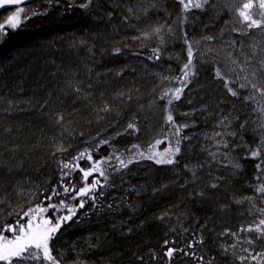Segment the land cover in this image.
<instances>
[{
	"label": "trees",
	"instance_id": "trees-1",
	"mask_svg": "<svg viewBox=\"0 0 264 264\" xmlns=\"http://www.w3.org/2000/svg\"><path fill=\"white\" fill-rule=\"evenodd\" d=\"M86 2L34 1L22 7L26 17L15 29L3 30L0 229L16 227L29 217L25 213L49 205L51 199L49 220L71 216L50 242L53 255L60 248L61 262L240 264L221 250L215 237L226 221L219 213L222 193L257 196L259 158L251 151L243 154L237 175L227 185L221 182L218 190L206 189L204 198L182 190L183 180L176 177L185 179L182 167L195 163L186 160V130L179 134V151L171 164L147 158L137 145L139 107L156 91L158 81L133 61L126 70L109 66L107 76L93 79L84 90L83 67L88 64L78 67L75 51L67 46L89 20ZM158 63L174 74L171 88L182 89L181 101L191 81L198 88L190 100L205 97L199 102L208 109L232 96L211 65L191 64L185 79V65L160 56ZM170 90L162 98L165 111L174 114L168 124L178 119ZM85 172L91 174L85 177ZM81 189L88 191L83 195Z\"/></svg>",
	"mask_w": 264,
	"mask_h": 264
},
{
	"label": "rangeland",
	"instance_id": "rangeland-1",
	"mask_svg": "<svg viewBox=\"0 0 264 264\" xmlns=\"http://www.w3.org/2000/svg\"><path fill=\"white\" fill-rule=\"evenodd\" d=\"M260 2L87 0L85 14L89 20L70 36L67 49L75 51L78 67L79 64L82 67L88 64L87 68L83 67V73L87 74L83 84L85 89L81 86L84 90L91 88L93 79L107 76L111 72L109 66L113 65V70L118 66L126 70L133 61L142 65L147 76L158 81L156 91L139 107L137 145L147 158L151 157L155 162L173 161L178 148L175 144L185 129L186 154H189L186 160L195 163L182 167L185 179L174 176L178 182L183 180L181 188L189 195L193 192L204 198L206 189L210 192L218 190L221 182L227 185L240 170L239 158L250 151L256 153L262 165L258 179L260 188L264 187V93L261 91L264 90V8L260 7ZM197 3L202 7L193 6ZM245 3L251 5L247 10L243 9ZM185 4L189 6L185 8ZM22 7L2 11L0 25L9 28L6 21L11 16H15L19 23L26 17V10ZM241 10L260 22L259 26L248 27L250 21L243 20L239 15ZM190 49L191 64L216 68L223 84L236 95L231 94L228 101L221 100L215 108L208 109L199 102H205V97L194 103L190 100L192 91L196 92L198 88L191 81L184 100L174 99L177 121L168 124L167 117H174V114L165 111L162 98L173 88L174 74L168 67L157 64L158 56L168 63L183 66L189 62ZM142 50L144 55L140 53L144 52ZM93 70L96 74L91 79L89 74ZM175 89L177 87L173 91ZM92 96L93 92L88 98ZM222 194L224 200L219 213L226 221L215 233L219 247L240 264H264V224H261L264 221V192L243 198L235 197L227 190ZM48 204L36 208L19 224L26 231L31 226L34 232H43L57 223L60 228L64 219L49 220L47 208L53 205V201L48 200ZM65 217H70L66 221L71 219L70 215ZM18 225L15 233L0 229V236L5 238L0 239V245L6 240L15 241L16 236L21 235ZM59 228L48 239L47 246L55 264H67L64 259L61 262L60 248L55 255L50 250V242ZM32 252L35 254L33 258H13L12 264H53V260L45 258L43 249L32 245ZM0 264L7 262L0 261Z\"/></svg>",
	"mask_w": 264,
	"mask_h": 264
},
{
	"label": "snow or ice",
	"instance_id": "snow-or-ice-1",
	"mask_svg": "<svg viewBox=\"0 0 264 264\" xmlns=\"http://www.w3.org/2000/svg\"><path fill=\"white\" fill-rule=\"evenodd\" d=\"M181 2H183V0H181ZM189 2H191V0H189ZM189 6V4H185V8H187ZM195 7H202L201 4L197 3L195 5H193ZM251 7L250 4L245 3L243 5V9L247 10ZM260 7L264 8V0H261L260 2ZM239 15L241 17H243L244 21H250V23L248 24V27H253V26H259L260 22L251 19V17L249 15L246 14V12L244 10H241L239 12ZM16 21V17L15 16H11L7 19L6 21V25L9 28L15 29L17 27V23L18 21ZM5 25H0V39L3 38V35H6V32H4ZM191 49L189 50V62L187 64H185L184 66V78L186 79L187 76L189 75V69H190V65H191ZM220 73L219 71L217 72V76H219ZM241 87H243V85H241ZM253 87H255V85H253ZM172 91V90H170ZM229 91L232 92L233 95H236V93L234 91H232L231 88H229ZM262 93H264V90H261ZM182 92V89L177 88L173 91V99H179L180 98V93ZM165 95H167V93H165ZM172 101L169 100V104H171ZM167 120L169 122H172L173 117L171 115H169L167 117ZM129 128H133L134 125L133 124H129L128 125ZM179 130V129H178ZM135 147V146H134ZM176 151H179V148L176 149ZM83 155V154H81ZM253 155H256V153H253ZM151 158V157H149ZM157 163H173V161L171 159H166V160H157ZM124 166V165H122ZM67 167V165H66ZM91 173L90 172H85L84 175L85 177L89 176ZM92 187H95V183H93ZM261 192H264V187H261L260 189H258ZM67 191V190H65ZM87 191V189H81L80 194H84ZM50 199V198H49ZM63 205V202H62ZM32 210L30 209L29 212H31ZM44 211H46V209H44ZM29 215V213H25V216ZM70 217H63L64 220L69 219ZM45 224H49L50 221H44ZM261 224H264V221H261ZM19 228V232L21 233V235H17L15 241H7L0 245V261H6L7 264H12L13 258H17L19 260H23V259H27V258H33L34 257V253L32 252V245H34L37 249H43L44 251V255L45 258L48 260H53V257L50 255L49 250H48V246H47V242L48 239L51 237L52 234L55 233L56 229L59 228V223H57L56 225H54L51 228H47L45 231L43 232H34L31 229V226H29V229L26 231L23 227L22 224L18 225ZM7 230L8 231H12V232H16L17 231V227H14L12 225H8L7 226ZM0 239H5L2 236H0ZM172 254V250L170 249L168 252V255L170 256ZM53 264H55V261L53 260Z\"/></svg>",
	"mask_w": 264,
	"mask_h": 264
},
{
	"label": "water",
	"instance_id": "water-1",
	"mask_svg": "<svg viewBox=\"0 0 264 264\" xmlns=\"http://www.w3.org/2000/svg\"><path fill=\"white\" fill-rule=\"evenodd\" d=\"M38 0H0V13L4 10L27 5Z\"/></svg>",
	"mask_w": 264,
	"mask_h": 264
}]
</instances>
